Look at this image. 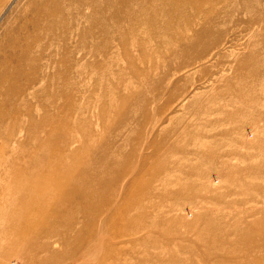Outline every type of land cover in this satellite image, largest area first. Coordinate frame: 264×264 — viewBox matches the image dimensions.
<instances>
[{"label": "rangeland", "instance_id": "1", "mask_svg": "<svg viewBox=\"0 0 264 264\" xmlns=\"http://www.w3.org/2000/svg\"><path fill=\"white\" fill-rule=\"evenodd\" d=\"M0 264H264V0H0Z\"/></svg>", "mask_w": 264, "mask_h": 264}, {"label": "bare ground", "instance_id": "2", "mask_svg": "<svg viewBox=\"0 0 264 264\" xmlns=\"http://www.w3.org/2000/svg\"><path fill=\"white\" fill-rule=\"evenodd\" d=\"M8 51H9V50H7V52H8ZM11 51H12V50H10L9 52H11ZM8 54H9V53H8ZM8 54H7V57L9 56ZM10 55H11V54H10ZM1 56H2V55H1ZM16 57H17V56H16ZM3 58H6V57H3ZM3 61H5L4 64L7 66V64L9 63V60H8V61L3 60ZM10 62H11V61H10ZM15 62H16V61H15ZM2 63H3V62H2ZM6 63H7V64H6ZM16 63H17V62H16ZM4 64H3V66H4ZM1 65H2V64H1ZM8 66H9V65H8ZM8 66H7V67H8Z\"/></svg>", "mask_w": 264, "mask_h": 264}]
</instances>
